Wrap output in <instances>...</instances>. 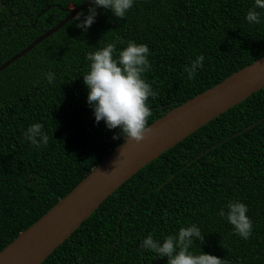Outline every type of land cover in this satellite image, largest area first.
<instances>
[{
	"label": "trees",
	"instance_id": "1",
	"mask_svg": "<svg viewBox=\"0 0 264 264\" xmlns=\"http://www.w3.org/2000/svg\"><path fill=\"white\" fill-rule=\"evenodd\" d=\"M86 0H0V66ZM254 0H136L125 18L98 9L84 32L73 18L0 72V251L65 197L124 142L94 122L86 102L85 54L110 42L146 43L157 92L148 125L264 56V23L250 25ZM87 8L83 9L86 11ZM123 41L124 43H119ZM204 67L184 72L198 54ZM54 71L49 85L42 73ZM34 81H39L33 84ZM40 122L49 136L36 148L24 137ZM248 205L244 240L218 210ZM196 223L201 249L230 264H264V87L150 161L112 193L41 264H166L143 238Z\"/></svg>",
	"mask_w": 264,
	"mask_h": 264
},
{
	"label": "clouds",
	"instance_id": "2",
	"mask_svg": "<svg viewBox=\"0 0 264 264\" xmlns=\"http://www.w3.org/2000/svg\"><path fill=\"white\" fill-rule=\"evenodd\" d=\"M136 0H90L86 11H80L73 17L77 28L87 32L95 23L98 9L110 10L114 17L125 18ZM245 20L250 25L264 23V0H254L246 11ZM119 43H124L120 41ZM151 51L146 43L128 40L126 45L117 49L116 42H110L85 54L88 70L82 75L87 89L86 102L92 109L94 122L103 121L109 129L119 128V134L113 139L123 136L140 142L148 130V118L152 115L148 104L150 97L157 92L145 74L151 70L149 56ZM205 56L196 55L184 72L188 80H193L199 69L204 67ZM49 85L56 80L54 71L42 73ZM39 81H34L37 84ZM25 139L36 148L46 146L49 136L40 122L31 123L24 132ZM248 205L240 199H229L218 210L219 217L226 219L232 226V232L247 240L253 232V221L247 214ZM204 236L196 223L179 227L173 233L154 237L146 235L141 247L155 254V257H166V264H230L226 258L204 252H197L195 241H203Z\"/></svg>",
	"mask_w": 264,
	"mask_h": 264
},
{
	"label": "water",
	"instance_id": "3",
	"mask_svg": "<svg viewBox=\"0 0 264 264\" xmlns=\"http://www.w3.org/2000/svg\"><path fill=\"white\" fill-rule=\"evenodd\" d=\"M89 2L68 8L63 20L3 63L0 72L66 25ZM263 87L264 56L173 107L148 125L142 141L125 138L65 197L0 251V264H41L106 198L150 161Z\"/></svg>",
	"mask_w": 264,
	"mask_h": 264
}]
</instances>
